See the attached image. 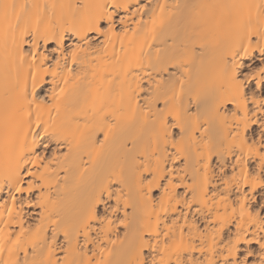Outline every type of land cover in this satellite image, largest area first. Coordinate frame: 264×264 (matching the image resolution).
I'll use <instances>...</instances> for the list:
<instances>
[{"label": "bare ground", "instance_id": "6f19581e", "mask_svg": "<svg viewBox=\"0 0 264 264\" xmlns=\"http://www.w3.org/2000/svg\"><path fill=\"white\" fill-rule=\"evenodd\" d=\"M0 264H264V0H0Z\"/></svg>", "mask_w": 264, "mask_h": 264}]
</instances>
